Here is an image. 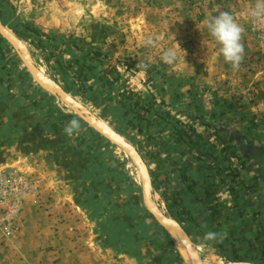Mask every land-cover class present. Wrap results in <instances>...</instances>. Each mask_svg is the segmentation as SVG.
Instances as JSON below:
<instances>
[{
	"label": "rangeland",
	"instance_id": "rangeland-1",
	"mask_svg": "<svg viewBox=\"0 0 264 264\" xmlns=\"http://www.w3.org/2000/svg\"><path fill=\"white\" fill-rule=\"evenodd\" d=\"M254 3L0 0V21L36 67L137 150L156 205L203 264H264V23L250 19ZM220 11L245 29L238 70L202 24ZM169 48L172 65L161 59ZM73 119L0 37V233L12 240L31 205L70 262L90 238L101 250H142L146 264H188L143 207L131 161L82 122L66 134ZM44 144L62 174L30 155ZM207 231L221 235L204 240Z\"/></svg>",
	"mask_w": 264,
	"mask_h": 264
},
{
	"label": "crops",
	"instance_id": "crops-1",
	"mask_svg": "<svg viewBox=\"0 0 264 264\" xmlns=\"http://www.w3.org/2000/svg\"><path fill=\"white\" fill-rule=\"evenodd\" d=\"M46 146L45 144L44 147L30 145L32 147L30 155H33L37 161L45 160L44 165L48 166L50 171L62 174L60 165L53 164L50 159L51 147ZM77 162L78 158H74L71 163L77 164ZM28 210L31 214L26 215L21 221L19 232L12 240L0 233V264H146L142 250H101L94 246V241L90 238L87 239L88 243L92 242L89 243L90 246L83 244L73 250L76 258L81 257L70 262L73 256L67 250L62 251L60 248L58 250L60 253L52 250L53 237L51 231L46 230L47 218L43 217L35 206L29 205ZM86 218L89 220L88 216ZM75 235L77 236L76 233Z\"/></svg>",
	"mask_w": 264,
	"mask_h": 264
},
{
	"label": "water",
	"instance_id": "water-1",
	"mask_svg": "<svg viewBox=\"0 0 264 264\" xmlns=\"http://www.w3.org/2000/svg\"><path fill=\"white\" fill-rule=\"evenodd\" d=\"M0 37L12 48L32 80L47 94L57 98L66 105L75 116L108 143L122 151L131 161L141 181V200L143 207L153 221L187 253L191 264H203L195 245L189 239L183 227L174 219L161 213L153 198V187L148 168L137 150L120 134L111 130L104 122L81 106L74 98L66 93L56 82L44 76L36 67L28 49L21 40L10 33L0 21ZM249 264V263H227Z\"/></svg>",
	"mask_w": 264,
	"mask_h": 264
},
{
	"label": "clouds",
	"instance_id": "clouds-1",
	"mask_svg": "<svg viewBox=\"0 0 264 264\" xmlns=\"http://www.w3.org/2000/svg\"><path fill=\"white\" fill-rule=\"evenodd\" d=\"M249 16L254 23H264V0H255L249 11ZM202 24L206 27L213 40L220 46L219 52L223 56L224 61L230 64L234 70H238L245 57V46L242 42L245 32L244 27L228 11H220L217 15L206 17ZM154 44L153 38L149 37L146 40V45L154 46ZM179 49H181L180 46ZM161 59L164 63L172 65L177 60V49L169 48L165 50ZM79 129L80 122L73 119L68 122L64 131L71 136L73 133H78ZM205 227L207 226L205 225ZM219 235L221 234L207 231L203 238L204 240H215Z\"/></svg>",
	"mask_w": 264,
	"mask_h": 264
},
{
	"label": "bare ground",
	"instance_id": "bare-ground-1",
	"mask_svg": "<svg viewBox=\"0 0 264 264\" xmlns=\"http://www.w3.org/2000/svg\"><path fill=\"white\" fill-rule=\"evenodd\" d=\"M38 69V68H37ZM39 70V69H38ZM39 72H41L44 76H46L47 78H49V76H47L46 74H44L41 70H39ZM49 79H51V78H49ZM52 80V79H51ZM79 103V102H78ZM80 104V103H79ZM81 105V104H80ZM66 106V105H65ZM81 106H83V105H81ZM67 107V106H66ZM84 107V106H83ZM68 108V107H67ZM85 108V107H84ZM69 109V108H68ZM86 110H88L87 108H85ZM70 110V109H69ZM71 111V110H70ZM89 111V110H88ZM72 112V111H71ZM90 112V111H89ZM73 113V112H72ZM91 113V112H90ZM74 114V113H73ZM92 114V113H91ZM75 115V114H74ZM94 115V114H93ZM95 116V115H94ZM100 120V119H99ZM102 121V120H101ZM103 122V121H102ZM106 126H108L107 124H106ZM109 127V126H108ZM110 128V127H109ZM111 129V128H110ZM111 130H113V129H111ZM114 131V130H113ZM128 158V157H127ZM137 176H138V179H139V184H140V187H141V181H140V178H139V175L137 174ZM161 211V213L163 214V215H165V213L162 211V210H160ZM165 216H167V215H165ZM190 239V238H189ZM183 249V248H182ZM183 256H184V259L187 261V263L188 264H191V261H190V259H189V257H188V255H187V253L185 252V250L183 249Z\"/></svg>",
	"mask_w": 264,
	"mask_h": 264
},
{
	"label": "trees",
	"instance_id": "trees-1",
	"mask_svg": "<svg viewBox=\"0 0 264 264\" xmlns=\"http://www.w3.org/2000/svg\"><path fill=\"white\" fill-rule=\"evenodd\" d=\"M79 122H81V121H79ZM116 226H118V225H116ZM103 230H104L103 233H107V229H104V228H103ZM120 231H121V232L123 231V228H122V227L120 228V226H118L117 229L114 230V231L111 230V232H110V234L108 235L107 239H108L109 241H111L112 238L114 237V234H119Z\"/></svg>",
	"mask_w": 264,
	"mask_h": 264
},
{
	"label": "built area",
	"instance_id": "built-area-1",
	"mask_svg": "<svg viewBox=\"0 0 264 264\" xmlns=\"http://www.w3.org/2000/svg\"><path fill=\"white\" fill-rule=\"evenodd\" d=\"M2 181H4V180H0L1 183H2Z\"/></svg>",
	"mask_w": 264,
	"mask_h": 264
}]
</instances>
